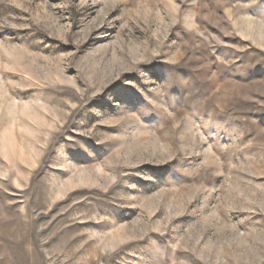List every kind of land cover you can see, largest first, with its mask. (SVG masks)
Returning a JSON list of instances; mask_svg holds the SVG:
<instances>
[{"label":"rangeland","instance_id":"374dc122","mask_svg":"<svg viewBox=\"0 0 264 264\" xmlns=\"http://www.w3.org/2000/svg\"><path fill=\"white\" fill-rule=\"evenodd\" d=\"M0 264H264V0H0Z\"/></svg>","mask_w":264,"mask_h":264}]
</instances>
